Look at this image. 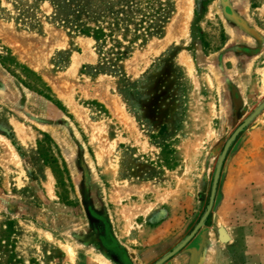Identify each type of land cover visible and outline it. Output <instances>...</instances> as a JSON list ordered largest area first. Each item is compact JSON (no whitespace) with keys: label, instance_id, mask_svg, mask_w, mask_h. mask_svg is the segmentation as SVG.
Here are the masks:
<instances>
[{"label":"rangeland","instance_id":"obj_1","mask_svg":"<svg viewBox=\"0 0 264 264\" xmlns=\"http://www.w3.org/2000/svg\"><path fill=\"white\" fill-rule=\"evenodd\" d=\"M165 1L157 35L145 43L131 45L121 29L97 45L78 31L80 0H0V31L28 56L50 33L65 38L47 58L49 77H64L84 39L94 57L60 96L0 35V136L18 155L8 162L0 140V264H155L204 216L228 141L264 102V38L253 35L264 36V0L243 14L255 26L250 37L231 29L221 0H191L186 21V0ZM120 49L129 56L118 59ZM79 109L116 143L113 174L100 165ZM117 184L143 190L117 205ZM150 205L141 219L122 216ZM149 229H159V242ZM164 264H264V109L231 144L204 227Z\"/></svg>","mask_w":264,"mask_h":264},{"label":"bare ground","instance_id":"obj_2","mask_svg":"<svg viewBox=\"0 0 264 264\" xmlns=\"http://www.w3.org/2000/svg\"><path fill=\"white\" fill-rule=\"evenodd\" d=\"M185 3V12H183L184 21H186L191 13H192V2L191 0H186ZM0 35L4 37L10 42L16 50H18L23 60L28 62L30 66L35 69L36 71L45 73L46 77L50 79L53 87L55 88V91L60 94V96L69 95V86L72 84V81L76 79V74L79 69V67L83 63L93 62L94 57L93 53L90 49V44L92 40L90 39H84L82 42L84 52L82 54H76L73 58L72 65L68 72H66L64 77L61 79L51 78L47 75L46 70L44 69V66L47 62L48 56L51 54V52L55 48H60L62 46L66 45V40L61 35L56 33H50L49 38L45 40L43 43H38L37 49L35 51L34 56H28L27 53H24V45L21 44V42L15 41L13 39H10L11 37L5 36L3 32L0 31ZM28 46V45H27ZM26 46V47H27ZM25 47V49H26ZM45 70V71H44ZM51 85V86H52ZM98 88L101 89V86ZM105 90V89H104ZM97 98H99L101 101H103L108 108L122 121L127 120V116L123 113L120 104L118 101L114 98L109 96L108 94H104L103 91L99 90L96 91L94 94ZM77 118L84 123V126L89 133L91 144L94 146L98 161L100 165L104 166V169L107 173L113 174L115 172V168L112 165L111 162V154L112 149L115 147L116 143H113L108 136L107 129L103 122H94L90 120L81 109L76 111ZM16 131L21 136L23 141L27 140V135L25 131V126H16ZM31 134V133H30ZM31 137V136H30ZM0 140L3 142L7 154L9 155L8 158H10V161L13 164L18 163V155L16 151L14 150V146L9 142V140L6 137L0 136ZM28 141V140H27ZM5 153V152H4ZM6 157V156H4ZM7 158V157H6ZM5 159V158H4ZM104 170V171H105ZM52 177V176H51ZM51 180V179H50ZM50 182V181H49ZM53 184V183H52ZM143 189H137V187H129L128 185H115V188L113 190V193L111 195V200L113 203L119 205L121 204V200L124 197H127L129 195H135L138 192H141ZM49 191L53 194L52 186L50 185ZM162 201L163 199L160 198ZM153 208L152 205L150 206H134L131 209H125L122 211V216L124 219L129 220L138 217L139 215H145L147 214L151 209ZM128 234H132L131 230L128 229ZM67 252L70 256V258L73 260L75 258V252L71 246H66Z\"/></svg>","mask_w":264,"mask_h":264},{"label":"trees","instance_id":"obj_3","mask_svg":"<svg viewBox=\"0 0 264 264\" xmlns=\"http://www.w3.org/2000/svg\"><path fill=\"white\" fill-rule=\"evenodd\" d=\"M168 4L165 0H80L78 13L84 27L78 28V31L94 39L97 45L106 43L114 31L121 29L134 36L131 45L137 41L145 43L149 37L157 35L159 23L169 8ZM118 7H121L120 11H117ZM132 25L134 29H131ZM129 54L128 50L120 49L118 59H125Z\"/></svg>","mask_w":264,"mask_h":264},{"label":"water","instance_id":"obj_4","mask_svg":"<svg viewBox=\"0 0 264 264\" xmlns=\"http://www.w3.org/2000/svg\"><path fill=\"white\" fill-rule=\"evenodd\" d=\"M263 109H264V102L237 129V131L234 133V135L228 141V143H227V145H226V147H225V149H224V151H223V153H222V155H221V157L219 159V162H218V166H217V169H216V173H215V177H214V181H213V185H212V192H211L209 206H208L207 211L205 212L204 216L202 217V219L198 223V225L195 227V229L193 230V232L184 241H182L172 252H170L167 255H165L162 259H160L159 261H157L155 264H164L168 260H170L172 257H174L176 254H178L195 237V235L198 233V231L201 228L204 227L205 222H206V219L208 218V216L211 213V211L213 209V206H214L215 196H216L218 182H219V179H220V174H221L222 166H223V163H224L225 158L227 156V153L229 151V148H230L231 144L233 143V141L235 140V138L237 137V135L240 132H242L245 129V127H247L263 111Z\"/></svg>","mask_w":264,"mask_h":264},{"label":"flooded vegetation","instance_id":"obj_5","mask_svg":"<svg viewBox=\"0 0 264 264\" xmlns=\"http://www.w3.org/2000/svg\"><path fill=\"white\" fill-rule=\"evenodd\" d=\"M261 0H221L223 11L225 13V16L227 18V22L231 29H235L238 31H241V33H246L248 37H250L249 32L251 31V28H255L254 24H251L248 19L244 16V12H250L253 11V7L257 5ZM252 7V8H251ZM249 8V9H248ZM253 13V12H252ZM244 14V15H243ZM256 34V37H258L259 41L264 38L262 34H258L257 32H253ZM254 37V36H253ZM244 48V49H243ZM239 49L241 51H248L253 52V50L248 46L242 47L239 46ZM240 96L238 94H235V100H239ZM109 244V243H108ZM111 244V242H110Z\"/></svg>","mask_w":264,"mask_h":264},{"label":"crops","instance_id":"obj_6","mask_svg":"<svg viewBox=\"0 0 264 264\" xmlns=\"http://www.w3.org/2000/svg\"><path fill=\"white\" fill-rule=\"evenodd\" d=\"M142 216L144 217L145 215H139L138 216V219H141L142 218ZM159 230V229H158ZM157 229H149V231L153 234V236H155L156 237V239H155V241L156 242H159V240L160 239H158V237L160 236V233H159V231H158ZM161 230V229H160ZM154 244H156V243H154Z\"/></svg>","mask_w":264,"mask_h":264}]
</instances>
